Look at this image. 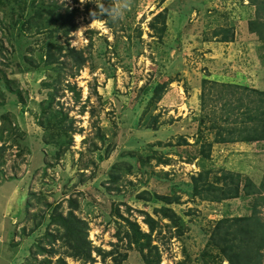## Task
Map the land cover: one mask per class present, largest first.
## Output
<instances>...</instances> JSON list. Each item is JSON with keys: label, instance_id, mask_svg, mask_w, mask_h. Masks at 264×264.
<instances>
[{"label": "rangeland", "instance_id": "1", "mask_svg": "<svg viewBox=\"0 0 264 264\" xmlns=\"http://www.w3.org/2000/svg\"><path fill=\"white\" fill-rule=\"evenodd\" d=\"M43 1L0 4V146L7 144L0 158V264H46L50 254L34 257L38 245L48 244L50 232L64 231L51 216L71 212L89 224L94 260L71 257L59 240L54 264L61 255L67 264H230L213 231L224 217L252 215L257 196L205 200L194 194L193 176L209 172L213 182L226 170L240 173L244 185L264 182V140L220 143L211 122L200 128L202 114H227L222 104L202 108L205 78L239 85L240 99L264 91V42L251 31L253 0H104L106 7L127 4L112 27L91 18L93 3L56 0L64 9L80 8L79 28L68 38L88 57L81 71L61 76L47 63L50 33H38L49 18H35ZM22 9L35 27L21 38L12 28L18 29ZM160 12L167 16L166 33L150 25ZM227 32L231 41H224ZM25 55L33 59L30 66ZM165 81L167 89L156 97ZM57 112L72 124L69 135L54 128ZM157 194L169 195L170 203ZM165 206L173 219L156 211ZM259 208L264 223V200ZM148 214L158 222L155 231ZM230 228L233 233L240 225ZM134 229L149 234L142 242L151 246L142 251ZM257 248L250 245L251 264H264V249L258 258Z\"/></svg>", "mask_w": 264, "mask_h": 264}, {"label": "trees", "instance_id": "2", "mask_svg": "<svg viewBox=\"0 0 264 264\" xmlns=\"http://www.w3.org/2000/svg\"><path fill=\"white\" fill-rule=\"evenodd\" d=\"M44 1L36 11L35 18L43 19L46 13L49 16L48 19L44 18L41 20L37 26L39 29H42L38 32L39 34L45 33L47 31L50 33L47 63H50V66L55 65V71H57L59 76H61L62 73L66 72L68 69L77 68L78 71H81L88 63V57L83 50L71 46L70 39L68 38L73 31H76L79 28L76 17L78 12H81L80 8L71 9L70 7H67L64 9V5L58 4V1L56 0L50 2V6H46ZM75 1L79 3L78 0ZM0 4H2L1 0ZM253 4L256 6L257 19L251 23V31L257 33L260 40L264 42V0H253ZM21 6L22 3L19 2L16 6L18 9L16 8V10H20ZM90 7L91 4H89L87 8L89 12H91L92 19L107 20L109 25L111 27L113 26L114 22H112L110 18L106 16V14L99 16L92 15V9H90ZM22 10L23 12L15 21L16 24H19L18 29L17 26L14 25L12 28L13 31H19L17 36L21 38L24 34H26L27 29H32V27H35L34 24H31V19H34V17H24V9ZM160 19L163 22L161 27L159 22ZM166 20L167 16L164 12L158 13L157 16H155L153 22L150 24L151 28L155 31L158 30L162 33H166ZM14 33L15 32H13V34ZM232 34L233 33L227 32V36H225L224 41H231L234 36V34ZM57 37L66 38L67 42H57L55 40ZM45 49L47 48L45 47ZM24 60L27 61L29 66L31 64L30 62L33 61V59H30L27 55L24 56ZM76 76L77 74H72V77L76 78ZM6 81H8L7 78ZM55 83L58 84L60 81L57 80ZM168 84L169 82L167 81L160 82L158 84L156 88V97L160 98L163 92L167 89ZM71 89L76 92L77 99L79 100L81 94L80 92H77V84H75ZM54 91L55 94L59 92L57 86H54ZM239 91L241 93V87L237 84L217 82L209 80L208 78L203 80L201 95L202 108L207 110L211 103L215 105L222 104L224 111L227 112L226 115H220L217 113V110L213 109L211 113L206 112L202 114L200 119V128L207 127L208 123L211 122L212 128L217 129V136L215 138L216 142L251 143L264 140V91L253 90V92L258 96L257 99L248 96V94H246L247 96H243L240 99L237 96ZM235 107H237V110L232 111ZM239 111L242 112L237 114ZM233 112H236V114H233ZM61 115H63V112H57V121L54 128H58L59 135L66 133L69 135L70 131L73 129V126L72 124L69 126L66 125L64 123V117ZM67 117L68 115L65 114V118ZM72 142L73 140L71 139L69 140L68 144L71 145ZM209 145L212 144L210 143ZM6 150L7 144L5 142L0 146V158L4 152H6ZM207 156L209 157L210 154H207ZM220 172L222 174H217L213 182L209 179V172L206 174L201 172L199 175L193 176L194 194L205 200L216 202L238 198L242 192H244L246 196H257L255 201V209L252 215L241 216L237 218L224 217L219 221V224L215 227V230L212 234V240L214 241L215 245L221 249L223 254L229 260L230 264H251L254 258L251 256V253H249L250 245H258L256 250L259 256L258 258H261L262 252L260 251L264 249V223L258 214L260 211L259 207L261 205V201L264 200V196L262 194L264 190V182H262V184L259 186L252 179H248L244 185L242 184V175L240 173H234L226 170H222ZM242 185L244 186L242 187ZM203 187H206V194L202 191ZM160 197L165 202L170 203L171 198L169 195L165 196L157 194V198ZM73 203L75 202L73 201ZM156 211H160L163 216L169 217L171 219H173V217L176 215L173 212L174 210L168 208L167 206H165V208L157 209ZM51 217L53 223L60 225L64 231L63 233L50 232L47 235L48 244L44 245L43 243H40L38 245L37 252L34 254V257L36 258L40 255L50 254V259L46 258L41 263L54 264L52 257L60 254L59 249L56 247V242L61 240L63 241L64 245L71 249V252L68 253L71 257L83 258L86 261H93V247L88 239V222L77 218L73 212H71L68 217L63 216L61 213H54ZM146 223L151 227L152 231H155L156 223L158 222L153 216L148 214ZM239 225L240 230H233V233L232 231L230 232L231 226L237 227ZM133 234L136 237V243L141 246L142 251L146 249L145 247L151 246L150 241L142 242L144 237H150L149 234L142 232L140 229H134ZM240 234H243L244 246L238 245L236 242V240L240 238ZM158 261V263H160V259ZM56 263L67 264V260L61 255L57 259ZM256 264L259 263L256 262Z\"/></svg>", "mask_w": 264, "mask_h": 264}, {"label": "clouds", "instance_id": "3", "mask_svg": "<svg viewBox=\"0 0 264 264\" xmlns=\"http://www.w3.org/2000/svg\"><path fill=\"white\" fill-rule=\"evenodd\" d=\"M81 3H93L96 5V10L92 12V15L99 16L106 14L112 22H117L124 13V10L127 8V4L122 5L121 7H106L104 0H81Z\"/></svg>", "mask_w": 264, "mask_h": 264}]
</instances>
